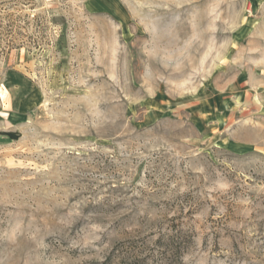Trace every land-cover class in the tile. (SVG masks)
Returning <instances> with one entry per match:
<instances>
[{
	"label": "rangeland",
	"instance_id": "1",
	"mask_svg": "<svg viewBox=\"0 0 264 264\" xmlns=\"http://www.w3.org/2000/svg\"><path fill=\"white\" fill-rule=\"evenodd\" d=\"M0 22V264H264V0Z\"/></svg>",
	"mask_w": 264,
	"mask_h": 264
},
{
	"label": "trees",
	"instance_id": "2",
	"mask_svg": "<svg viewBox=\"0 0 264 264\" xmlns=\"http://www.w3.org/2000/svg\"><path fill=\"white\" fill-rule=\"evenodd\" d=\"M1 23V22H0ZM7 51L5 50V48H1L0 49V54L6 53Z\"/></svg>",
	"mask_w": 264,
	"mask_h": 264
}]
</instances>
